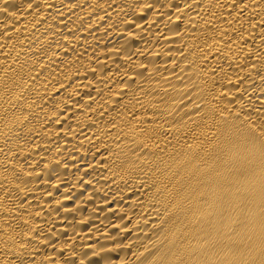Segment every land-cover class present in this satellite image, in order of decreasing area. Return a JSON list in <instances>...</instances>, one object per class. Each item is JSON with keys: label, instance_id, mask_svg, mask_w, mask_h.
I'll return each mask as SVG.
<instances>
[{"label": "bare ground", "instance_id": "bare-ground-1", "mask_svg": "<svg viewBox=\"0 0 264 264\" xmlns=\"http://www.w3.org/2000/svg\"><path fill=\"white\" fill-rule=\"evenodd\" d=\"M0 264H264V0H0Z\"/></svg>", "mask_w": 264, "mask_h": 264}]
</instances>
